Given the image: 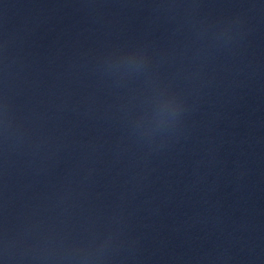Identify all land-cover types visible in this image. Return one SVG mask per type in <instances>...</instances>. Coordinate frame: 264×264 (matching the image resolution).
Listing matches in <instances>:
<instances>
[{
  "label": "water",
  "instance_id": "1",
  "mask_svg": "<svg viewBox=\"0 0 264 264\" xmlns=\"http://www.w3.org/2000/svg\"><path fill=\"white\" fill-rule=\"evenodd\" d=\"M264 0H0V264H254Z\"/></svg>",
  "mask_w": 264,
  "mask_h": 264
}]
</instances>
